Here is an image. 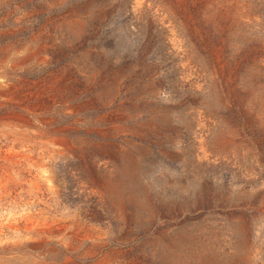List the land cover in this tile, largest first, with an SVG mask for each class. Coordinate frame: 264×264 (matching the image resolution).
<instances>
[{"label":"rangeland","instance_id":"374dc122","mask_svg":"<svg viewBox=\"0 0 264 264\" xmlns=\"http://www.w3.org/2000/svg\"><path fill=\"white\" fill-rule=\"evenodd\" d=\"M0 264H264V0H0Z\"/></svg>","mask_w":264,"mask_h":264}]
</instances>
